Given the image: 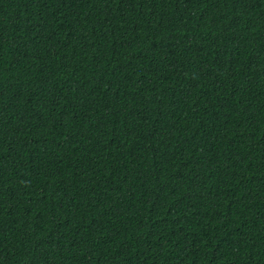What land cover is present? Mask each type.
I'll return each instance as SVG.
<instances>
[{
  "label": "trees",
  "instance_id": "1",
  "mask_svg": "<svg viewBox=\"0 0 264 264\" xmlns=\"http://www.w3.org/2000/svg\"><path fill=\"white\" fill-rule=\"evenodd\" d=\"M0 264H264V0H0Z\"/></svg>",
  "mask_w": 264,
  "mask_h": 264
}]
</instances>
